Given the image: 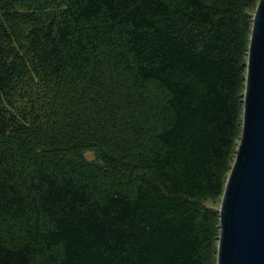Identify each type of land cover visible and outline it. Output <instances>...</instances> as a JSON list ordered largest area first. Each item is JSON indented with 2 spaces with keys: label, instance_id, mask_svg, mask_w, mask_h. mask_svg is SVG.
<instances>
[{
  "label": "trees",
  "instance_id": "1",
  "mask_svg": "<svg viewBox=\"0 0 264 264\" xmlns=\"http://www.w3.org/2000/svg\"><path fill=\"white\" fill-rule=\"evenodd\" d=\"M258 1L0 0V264H217Z\"/></svg>",
  "mask_w": 264,
  "mask_h": 264
},
{
  "label": "water",
  "instance_id": "2",
  "mask_svg": "<svg viewBox=\"0 0 264 264\" xmlns=\"http://www.w3.org/2000/svg\"><path fill=\"white\" fill-rule=\"evenodd\" d=\"M246 66L241 136L218 209L217 264H264V0Z\"/></svg>",
  "mask_w": 264,
  "mask_h": 264
},
{
  "label": "rangeland",
  "instance_id": "3",
  "mask_svg": "<svg viewBox=\"0 0 264 264\" xmlns=\"http://www.w3.org/2000/svg\"><path fill=\"white\" fill-rule=\"evenodd\" d=\"M89 158H93V155L92 154H88L87 155ZM235 159V157H234ZM234 162V161H233ZM205 204L209 207H212V208H220V205H221V200L220 198H215V199H209V200H206L205 201Z\"/></svg>",
  "mask_w": 264,
  "mask_h": 264
}]
</instances>
